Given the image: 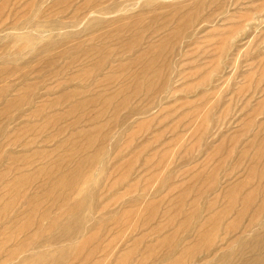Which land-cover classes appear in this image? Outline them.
<instances>
[{"label": "rangeland", "instance_id": "rangeland-1", "mask_svg": "<svg viewBox=\"0 0 264 264\" xmlns=\"http://www.w3.org/2000/svg\"><path fill=\"white\" fill-rule=\"evenodd\" d=\"M262 233L264 0H0V264H264Z\"/></svg>", "mask_w": 264, "mask_h": 264}, {"label": "bare ground", "instance_id": "bare-ground-1", "mask_svg": "<svg viewBox=\"0 0 264 264\" xmlns=\"http://www.w3.org/2000/svg\"><path fill=\"white\" fill-rule=\"evenodd\" d=\"M106 10H107V9H106ZM67 225H68V224H67ZM68 226H69V225H68ZM65 227H67V226H65ZM65 227H64V228H65ZM262 234H264V233H262ZM70 237H71V236H70ZM246 241H247V240H246ZM248 241H249V240H248ZM244 244H246V242H245ZM69 249H71V248H69ZM74 250H75V248H74ZM71 252H72V250H71ZM90 253H92V252H90ZM32 255H33V254H32ZM41 255H44V254H41ZM41 255L39 254V256H41ZM52 255L54 256V255H56V254H52ZM52 255H51V257H52ZM81 255H82V253H81ZM29 257H30V256H29ZM29 257H28V258H29ZM35 257H36V256H35ZM88 257H90V256H88ZM88 257H87V258H88ZM33 258H34V256H33ZM37 258H40V259H41L42 257H36V259H37ZM77 258H78V257H76V259H77ZM222 258H223V257H222ZM40 259H39V260H40ZM65 259H66V258H65ZM32 260H34V259H32ZM32 260H30V262H32ZM63 260H64V259H63ZM87 260H88V259H87ZM23 261H24V259H23ZM27 261L29 262V260H27ZM34 261H35V260H34ZM36 261H38V259H37ZM36 261H35V262H36ZM40 261L43 262L42 259H41ZM66 261H67V260H66ZM25 262H26V261H25ZM44 262H45V261H44ZM23 263H24V262H23ZM36 263H37V262H36ZM24 264H26V263H24ZM27 264H28V263H27ZM32 264H34V263H32ZM42 264H43V263H42Z\"/></svg>", "mask_w": 264, "mask_h": 264}]
</instances>
